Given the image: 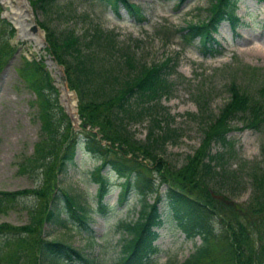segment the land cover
I'll list each match as a JSON object with an SVG mask.
<instances>
[{"label": "trees", "instance_id": "16d2710c", "mask_svg": "<svg viewBox=\"0 0 264 264\" xmlns=\"http://www.w3.org/2000/svg\"><path fill=\"white\" fill-rule=\"evenodd\" d=\"M49 1L33 0L30 5L45 12ZM96 1L107 3L115 11L123 4L129 14L143 20L139 7L128 0ZM235 9V0H211L205 19L186 22L179 30L164 24L158 35L167 44L177 32L184 31L182 36L187 42L199 38L200 51L214 56L220 52L214 35L221 22L228 21L232 28L239 24ZM1 22L12 35L9 23L3 19ZM39 25L44 29V49L63 67L68 88L77 94L79 130L73 131L52 95L56 89L41 62L24 59V75L32 74L30 79L24 78L27 85L39 91L46 86L53 93L40 105L39 139L25 164L38 172L39 184L0 190V211L23 198L33 200L26 224L0 223V264H92L80 249L43 235L46 224L66 227L70 222L88 228L89 210L59 185V176L66 172L78 147L99 160L91 173L97 184L96 211L105 212L101 198L107 191L108 179L100 172L104 168L122 178L117 202L121 204L133 194L139 205L133 221L120 222L129 237L121 239L114 264H155L154 256L159 253L156 229L164 223L161 203L169 208L171 213L167 216L178 222L188 238L201 237L195 251L180 264H264V168L258 163L249 167L252 192L245 205L231 202L212 186L213 180L231 179L234 175L226 167L233 156L228 140L229 133L236 129L233 122L240 119L247 128L264 130V72L249 65L237 70L249 86L231 80L230 97L217 114L208 111L204 100L202 142L185 164L174 167L160 155L159 149L168 139L175 138L176 129L162 126L166 113H161L160 104L153 103L170 92L175 59L166 57L161 62L142 63L132 52L116 48L111 33L98 27L80 38L71 30L55 32L43 23ZM91 43L107 49L109 60L117 52V59L96 70ZM13 51L6 39H0V69ZM92 85L93 92L97 90L98 94L85 99ZM145 117L151 120L148 133L144 139H136L129 126ZM213 145L220 149L213 151ZM214 216L220 224L218 230L210 221Z\"/></svg>", "mask_w": 264, "mask_h": 264}, {"label": "rangeland", "instance_id": "374dc122", "mask_svg": "<svg viewBox=\"0 0 264 264\" xmlns=\"http://www.w3.org/2000/svg\"><path fill=\"white\" fill-rule=\"evenodd\" d=\"M28 1L30 4L33 0ZM128 2L139 7L143 20H137L129 14L123 4L115 11L107 3L96 0H50L45 12L38 6L30 7L37 25L43 23L55 32L71 30L82 38L90 34L93 27H98L104 33H111L116 48L132 52L135 59L142 63L161 62L166 57L175 59L176 67L170 75L172 88L153 104H160L163 108L161 113H166L162 126L166 128L167 124L176 129L175 138L168 139L163 148L159 149V153L170 165L181 167L202 142L204 100L207 101L208 111L217 114L230 97L228 86L231 80L237 79L242 85L249 86L237 70L249 65L264 72V2L236 0L235 13L240 17L239 24L232 29L227 21L221 23L214 35L221 49L219 54L214 56L204 55L200 51L198 38L187 44L181 36L182 33H178L165 44L164 38L158 35L160 27L164 24L179 30L186 22L205 19L211 0ZM1 20L0 18V39H6L14 51L0 69V190L13 191L39 184L38 172L30 170V167L26 168L25 164L39 139L38 113L41 103L44 99L48 100L49 95L55 96L56 99L58 95L60 97V90L57 91L56 88V93H53L46 86L39 91L36 87L27 85L29 82L24 78L30 79L32 74L27 72L24 75L25 60L41 62L51 79H65L58 73H63L61 65L59 68L56 64L49 68L44 66L43 56L47 54L43 52L44 46L32 51L26 40H15L14 34L8 33V27ZM90 49L96 56V70L106 68L109 62L117 59V52H114V56L109 60L105 52L107 49L95 44H92ZM47 55L54 61L49 53ZM21 70L26 77L20 74ZM93 89L92 85L90 91L86 92L87 95H84L85 99H89L94 93L98 94L97 90L93 92ZM73 100L77 107L76 93ZM150 123V117H145L141 121L131 123L129 127L135 138L142 140L148 133ZM233 125L236 129L228 135L233 156L228 160L226 167L229 174L233 172L234 175L230 176L231 179H215L212 186L231 202L245 205L252 192L249 167L258 163L264 168V130L247 128L240 119L234 121ZM217 149H220L219 146L213 145V151ZM97 164V159L78 147L71 164L60 176V187L89 210L87 230L69 222L66 227L46 224L43 227V235L47 239L62 240L80 249L92 264H114L121 239L129 237L120 222L133 221L139 205L133 194L124 204L116 203L122 179L104 168L101 173L108 179V190L101 203H105L106 212L100 214L96 211V184L91 173ZM164 188L165 186L161 191H164ZM32 201L31 197H26L0 211V223L26 224L29 218L27 210ZM149 201L152 202V198ZM160 210L164 211L165 221L157 229L159 237L155 243L159 253L154 256V263L180 264L195 251L201 243V237L188 238L175 219L167 216L168 207L163 204ZM210 221L215 230L220 228L215 216Z\"/></svg>", "mask_w": 264, "mask_h": 264}, {"label": "water", "instance_id": "95a60500", "mask_svg": "<svg viewBox=\"0 0 264 264\" xmlns=\"http://www.w3.org/2000/svg\"><path fill=\"white\" fill-rule=\"evenodd\" d=\"M1 13L0 17L5 19L12 28L14 29V39L23 40L28 38L31 34L39 35L40 40L38 42L39 47L45 46L44 31L40 28L34 18L31 11V7L28 0H0ZM53 62V61H52ZM44 63L48 65L51 61L48 59V55L44 56ZM60 67L59 65L57 66ZM60 76L63 75L62 72H58ZM52 84L57 88L56 80H52ZM65 88L71 92L73 99H75V93L69 90L66 86V82L63 80ZM58 89V88H57ZM58 103L63 108V111L68 116L73 128H77V118L75 119L67 110L61 102L60 97H58ZM75 115L76 108L74 107Z\"/></svg>", "mask_w": 264, "mask_h": 264}, {"label": "bare ground", "instance_id": "6f19581e", "mask_svg": "<svg viewBox=\"0 0 264 264\" xmlns=\"http://www.w3.org/2000/svg\"><path fill=\"white\" fill-rule=\"evenodd\" d=\"M23 40H26V42L31 46L32 51H37L40 49V47L38 45V42L40 40L39 35L31 34L28 38L23 39ZM52 66H53V64L49 63V67H52ZM56 84L60 90V99H61L62 104L64 105L67 112H69L76 119L77 116L75 115L74 100H73V96H72L71 92H69L65 88L63 82L60 81L59 78H57Z\"/></svg>", "mask_w": 264, "mask_h": 264}]
</instances>
